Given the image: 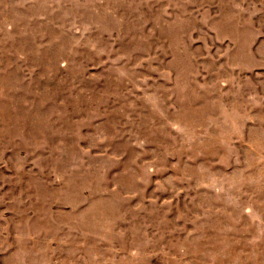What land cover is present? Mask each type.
I'll return each instance as SVG.
<instances>
[{
  "label": "rangeland",
  "instance_id": "1",
  "mask_svg": "<svg viewBox=\"0 0 264 264\" xmlns=\"http://www.w3.org/2000/svg\"><path fill=\"white\" fill-rule=\"evenodd\" d=\"M0 264H264V0H0Z\"/></svg>",
  "mask_w": 264,
  "mask_h": 264
}]
</instances>
